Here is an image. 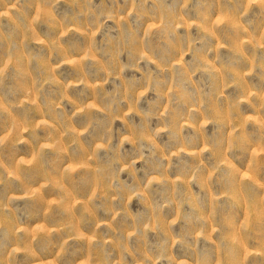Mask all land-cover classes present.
Here are the masks:
<instances>
[{
    "label": "rangeland",
    "instance_id": "rangeland-1",
    "mask_svg": "<svg viewBox=\"0 0 264 264\" xmlns=\"http://www.w3.org/2000/svg\"><path fill=\"white\" fill-rule=\"evenodd\" d=\"M0 264H264V0H0Z\"/></svg>",
    "mask_w": 264,
    "mask_h": 264
}]
</instances>
